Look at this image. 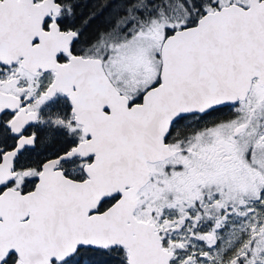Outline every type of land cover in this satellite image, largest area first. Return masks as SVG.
<instances>
[{
  "label": "snow or ice",
  "instance_id": "snow-or-ice-1",
  "mask_svg": "<svg viewBox=\"0 0 264 264\" xmlns=\"http://www.w3.org/2000/svg\"><path fill=\"white\" fill-rule=\"evenodd\" d=\"M84 7L0 0V264H264V0Z\"/></svg>",
  "mask_w": 264,
  "mask_h": 264
},
{
  "label": "trees",
  "instance_id": "trees-1",
  "mask_svg": "<svg viewBox=\"0 0 264 264\" xmlns=\"http://www.w3.org/2000/svg\"><path fill=\"white\" fill-rule=\"evenodd\" d=\"M96 2V0H82V3L86 5V7L83 8L84 12H87L91 6ZM104 17H100V19L97 20L96 24L93 25V27H99L103 24Z\"/></svg>",
  "mask_w": 264,
  "mask_h": 264
}]
</instances>
